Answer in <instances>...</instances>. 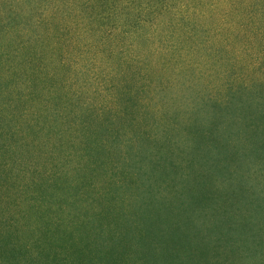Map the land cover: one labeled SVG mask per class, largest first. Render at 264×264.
Wrapping results in <instances>:
<instances>
[{"label":"trees","instance_id":"16d2710c","mask_svg":"<svg viewBox=\"0 0 264 264\" xmlns=\"http://www.w3.org/2000/svg\"><path fill=\"white\" fill-rule=\"evenodd\" d=\"M75 2L0 0V264H264V57L227 56L264 13L153 65L93 47L87 74Z\"/></svg>","mask_w":264,"mask_h":264},{"label":"rangeland","instance_id":"374dc122","mask_svg":"<svg viewBox=\"0 0 264 264\" xmlns=\"http://www.w3.org/2000/svg\"><path fill=\"white\" fill-rule=\"evenodd\" d=\"M79 1L80 3L73 4V9L63 10L65 14L60 16L64 23L69 22L73 30L78 33L75 35V32L67 29L61 38L66 45H69L68 40L70 39L77 41L75 45H72V48H75L76 58H80L77 61V66L79 71L82 70L87 74L94 69V66L88 64L91 61L86 62L84 58L89 59L90 56H93L91 55L93 53L89 52L93 47L96 50H102L107 55L109 52H113V56L114 54L117 56V52L120 56H124L130 50L139 67L143 65L138 61L140 58L147 59L150 65H153L158 58L161 59L165 50L174 52L171 51L174 48L184 55L186 52H191L193 46L199 41L198 39L207 37L212 39L215 36L214 30L220 29L222 25H224L223 27H240L252 20H259V16L256 15H259L260 12L264 13L262 5L257 6L259 3L261 4L262 0H257L255 5L254 2L247 3V8L241 5L245 2L244 0H241L242 3H238L237 6L231 5V7L227 0H212L207 3L204 1L202 2L204 5L198 4L196 8L193 6L198 11L209 9L206 17H202L200 21L198 18L191 19L190 16L188 19L186 17L187 12L183 7L182 0ZM55 2L62 5V3L67 4L68 0H55ZM33 5V11L50 7L48 2L39 4L42 5L39 8H37V2H33ZM28 6L31 7L32 4ZM24 21L22 23H25ZM262 28L264 29V21ZM249 37L253 39L255 35L253 36L252 32H240L236 36L230 35V41L235 43L236 49L234 53L231 50L227 51L229 60L234 59L236 63L242 59L254 62L257 57H264V36L258 37L253 43L250 42ZM191 42H193L192 47ZM80 43L83 44V48L80 47ZM88 45H92V47L85 50ZM228 49H230V44ZM223 51L225 50L223 49ZM72 55L75 58L73 53ZM112 59L114 61L116 57H112ZM75 62L72 65L74 68H71L73 71L76 68ZM114 63L115 66H119L118 61H114ZM236 66L238 67V65ZM226 67L231 69L228 65L223 66V68ZM262 67L264 68V66ZM219 68V65L211 67L214 74ZM250 71L253 69L249 68L244 74L252 75ZM100 81L102 82V79ZM104 82L101 84L94 82L93 85L99 86L101 92H104L106 90L103 89ZM95 95L100 97L98 94Z\"/></svg>","mask_w":264,"mask_h":264}]
</instances>
